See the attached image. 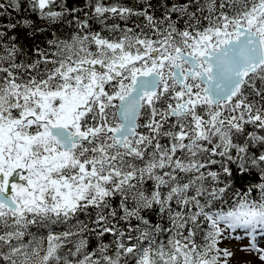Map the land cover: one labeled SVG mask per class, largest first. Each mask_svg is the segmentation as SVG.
I'll use <instances>...</instances> for the list:
<instances>
[{
    "label": "snow or ice",
    "instance_id": "6c2138e0",
    "mask_svg": "<svg viewBox=\"0 0 264 264\" xmlns=\"http://www.w3.org/2000/svg\"><path fill=\"white\" fill-rule=\"evenodd\" d=\"M0 264H264V0H0Z\"/></svg>",
    "mask_w": 264,
    "mask_h": 264
},
{
    "label": "rangeland",
    "instance_id": "374dc122",
    "mask_svg": "<svg viewBox=\"0 0 264 264\" xmlns=\"http://www.w3.org/2000/svg\"><path fill=\"white\" fill-rule=\"evenodd\" d=\"M248 241L245 239L242 242H237V241H232L231 244L227 245L233 249L238 248L240 246V244H247ZM237 260H247V259H252V257H246L245 254L243 252H237V256H236Z\"/></svg>",
    "mask_w": 264,
    "mask_h": 264
},
{
    "label": "bare ground",
    "instance_id": "6f19581e",
    "mask_svg": "<svg viewBox=\"0 0 264 264\" xmlns=\"http://www.w3.org/2000/svg\"><path fill=\"white\" fill-rule=\"evenodd\" d=\"M242 242V241H241Z\"/></svg>",
    "mask_w": 264,
    "mask_h": 264
}]
</instances>
